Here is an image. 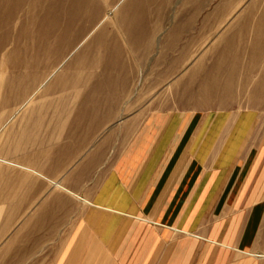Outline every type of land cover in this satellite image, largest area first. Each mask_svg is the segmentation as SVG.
I'll list each match as a JSON object with an SVG mask.
<instances>
[{"label": "crops", "instance_id": "crops-1", "mask_svg": "<svg viewBox=\"0 0 264 264\" xmlns=\"http://www.w3.org/2000/svg\"><path fill=\"white\" fill-rule=\"evenodd\" d=\"M187 10L206 29L236 17L210 0ZM244 39L213 36L205 51L173 53L186 75L178 91L192 93L184 108L152 104L96 135L51 132L59 116L26 118L44 126L22 129L33 137L20 144L28 152L8 161L43 192L13 196L11 213L0 212V264H262L264 110L233 98L260 90L259 58ZM130 87L111 106L131 104Z\"/></svg>", "mask_w": 264, "mask_h": 264}, {"label": "rangeland", "instance_id": "rangeland-1", "mask_svg": "<svg viewBox=\"0 0 264 264\" xmlns=\"http://www.w3.org/2000/svg\"><path fill=\"white\" fill-rule=\"evenodd\" d=\"M201 1L0 0V212L11 213L13 196L25 200L43 192L27 183L31 172L8 161L28 152L20 144L33 137L22 129L44 126L26 118L59 116L60 123L45 125L51 132L95 128L96 135L116 117L142 115L152 104L184 108L192 93L178 91L186 75L179 76L171 57L207 50L210 37L243 32L244 45L259 58L260 90L228 97L264 110V0H210L235 9L236 17L208 29L188 22L194 13L187 7ZM242 14L249 17L234 26ZM124 84L131 86V104L111 106ZM139 103L144 106H134Z\"/></svg>", "mask_w": 264, "mask_h": 264}]
</instances>
